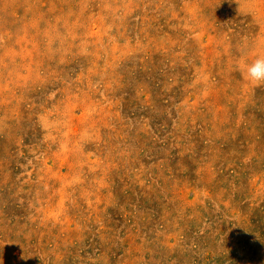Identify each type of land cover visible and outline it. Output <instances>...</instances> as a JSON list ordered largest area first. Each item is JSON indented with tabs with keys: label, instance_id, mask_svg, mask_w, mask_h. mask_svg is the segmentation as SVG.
Wrapping results in <instances>:
<instances>
[{
	"label": "rangeland",
	"instance_id": "374dc122",
	"mask_svg": "<svg viewBox=\"0 0 264 264\" xmlns=\"http://www.w3.org/2000/svg\"><path fill=\"white\" fill-rule=\"evenodd\" d=\"M262 52L264 0H0V264H264Z\"/></svg>",
	"mask_w": 264,
	"mask_h": 264
},
{
	"label": "clouds",
	"instance_id": "9594fccd",
	"mask_svg": "<svg viewBox=\"0 0 264 264\" xmlns=\"http://www.w3.org/2000/svg\"><path fill=\"white\" fill-rule=\"evenodd\" d=\"M237 69L248 82L252 84L264 83V52L257 54L251 62L241 57L237 62Z\"/></svg>",
	"mask_w": 264,
	"mask_h": 264
}]
</instances>
